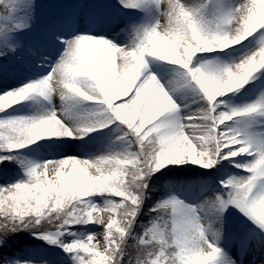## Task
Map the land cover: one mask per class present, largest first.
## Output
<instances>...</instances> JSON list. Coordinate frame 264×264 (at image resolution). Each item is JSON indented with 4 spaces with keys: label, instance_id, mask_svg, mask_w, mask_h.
I'll list each match as a JSON object with an SVG mask.
<instances>
[{
    "label": "snow or ice",
    "instance_id": "obj_1",
    "mask_svg": "<svg viewBox=\"0 0 264 264\" xmlns=\"http://www.w3.org/2000/svg\"><path fill=\"white\" fill-rule=\"evenodd\" d=\"M0 264H264V0H0Z\"/></svg>",
    "mask_w": 264,
    "mask_h": 264
},
{
    "label": "rangeland",
    "instance_id": "obj_2",
    "mask_svg": "<svg viewBox=\"0 0 264 264\" xmlns=\"http://www.w3.org/2000/svg\"><path fill=\"white\" fill-rule=\"evenodd\" d=\"M19 107V106H18Z\"/></svg>",
    "mask_w": 264,
    "mask_h": 264
}]
</instances>
